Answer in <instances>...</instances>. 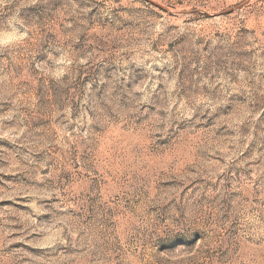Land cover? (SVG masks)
<instances>
[{
  "label": "rangeland",
  "instance_id": "rangeland-1",
  "mask_svg": "<svg viewBox=\"0 0 264 264\" xmlns=\"http://www.w3.org/2000/svg\"><path fill=\"white\" fill-rule=\"evenodd\" d=\"M0 29V264H264V0H0Z\"/></svg>",
  "mask_w": 264,
  "mask_h": 264
},
{
  "label": "clouds",
  "instance_id": "clouds-1",
  "mask_svg": "<svg viewBox=\"0 0 264 264\" xmlns=\"http://www.w3.org/2000/svg\"><path fill=\"white\" fill-rule=\"evenodd\" d=\"M15 23H17V22H14V21H12V20H10V21L8 22L9 28L12 29L13 31H15ZM0 31H6V30H2V29H0ZM17 35H19V33H17ZM0 43H11V42L5 40V41H0Z\"/></svg>",
  "mask_w": 264,
  "mask_h": 264
}]
</instances>
